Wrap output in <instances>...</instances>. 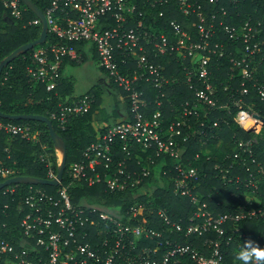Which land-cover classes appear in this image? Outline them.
Listing matches in <instances>:
<instances>
[{
    "label": "built area",
    "instance_id": "2783aa9c",
    "mask_svg": "<svg viewBox=\"0 0 264 264\" xmlns=\"http://www.w3.org/2000/svg\"><path fill=\"white\" fill-rule=\"evenodd\" d=\"M209 1L219 5V0ZM0 5L8 11L11 20L23 19L24 11L30 8L22 0H0ZM137 6V0H49L46 11L42 13L47 22V34L50 33L53 39L30 51L26 74L29 80L41 82L46 90L51 91L59 84L62 62L65 59L81 61L74 44L85 42L93 45L99 66L120 87L130 92L132 119L111 123L96 141L90 142L80 158L68 167L67 183L76 180L88 185L104 183L110 191L134 188L150 174L149 166L154 164V156L168 155L177 161L174 165L176 174L171 177L174 193L190 197L197 204L196 209L182 223L173 221L164 209L158 208L155 215L164 227L154 228L140 222L144 213L150 211V206L143 202L129 206L126 210L127 222H123L116 213L96 205H72L68 184H62V179L58 181L55 195L42 187L30 185L18 203L22 213L20 244L15 247L8 239L0 238V262L3 264H186L187 261L193 264H226L225 251L221 248L225 223L254 217L264 220V197L261 201L256 196V182L264 180V170L254 159L251 163L256 165V171L250 170L241 157L245 153L252 154L256 138L238 140L233 154L238 160L236 163L241 162L249 172L245 184L251 186L250 192L256 197L251 206L238 205L235 211L212 215L206 209V203L199 204L192 192L199 177L198 170L183 162L187 142L199 133L193 128L191 118L197 117L200 111L207 114L217 102L209 81L208 67L210 54L221 56L226 53L223 43L212 42L217 24L220 27L218 30L228 40L242 42V47L236 48L238 59L231 58L234 65L240 68L243 78L240 94L248 93L247 82L253 80L259 98L264 100V80L260 81L254 75V64H264V56L260 55L264 50V16L261 19L248 16L241 24L231 25L225 22L227 10L223 5L206 15L201 5L190 0H177L178 12L196 18L194 38L175 18L167 22L169 33L161 31L160 26L156 28L157 25L142 21L138 26H128ZM138 14L141 15L140 12ZM162 15L163 12H159V16ZM109 19H113L114 24L104 25ZM28 24L42 27L38 16L29 20ZM174 52L181 54V60L189 57L191 63L198 67L187 70L185 78L188 87L193 90L194 101L185 99L180 109L176 110L179 112L176 118L166 124L163 121L162 99L157 98L156 107L145 113L148 104L142 98V92L133 85L137 80H145L159 90L160 97H164L163 88L175 83L177 78L164 75V66L155 60ZM122 68L125 72L120 71ZM194 73L202 81L203 88L193 85ZM92 102L93 96L87 92L75 95L68 103L59 104L48 118L64 128L71 117L87 112ZM234 104L238 108L235 116L237 124L246 131H258V125L264 122L252 114L247 115L251 109L242 107V98L234 99ZM1 132L11 139L19 136L27 141L38 140L28 125L0 119ZM41 147L45 148L44 145ZM134 147L147 155L145 163L142 157L131 160ZM118 149L125 153V157L118 156ZM149 151H153L154 155ZM215 168L224 171L220 164H216ZM13 172L11 166L4 165L0 160V177H14ZM55 178L56 173L49 170L47 179ZM235 178L240 180L239 176ZM17 184L3 187V193L13 194ZM132 219H138V222L132 223ZM166 232L185 236H204L214 232L217 237H206L203 245L207 251H201L190 243L182 244L173 237L165 236ZM100 236V241H96ZM262 236L264 232L256 239L260 245ZM231 239V236L227 238L225 246L230 244ZM144 240H154L155 244H141Z\"/></svg>",
    "mask_w": 264,
    "mask_h": 264
},
{
    "label": "trees",
    "instance_id": "16d2710c",
    "mask_svg": "<svg viewBox=\"0 0 264 264\" xmlns=\"http://www.w3.org/2000/svg\"><path fill=\"white\" fill-rule=\"evenodd\" d=\"M39 10L46 11L49 0H30ZM197 5L202 6V10L208 15L212 9L223 5L227 10L225 22L231 25L241 24L248 16L253 19H261L264 16V0H219V5L211 3L209 0H190ZM153 0H137V10L132 21L128 26H138L139 22L146 24H155L161 31H170L167 22L170 18H175L178 22L189 30L195 38L194 16L186 17L177 11V0H162L151 3ZM23 4V3H22ZM25 6V5H24ZM141 13L139 15L138 13ZM159 12H163L159 16ZM35 13L30 8L24 11L23 19L11 20L8 11L0 5V62L9 54L22 45L37 39L41 32L40 25H30L28 21L35 18ZM114 24L113 19H109L104 25ZM217 31L212 42H221L224 45L226 53L223 55L210 54L209 61V81L213 87V96L216 97V106L209 108L207 114L199 112L197 117L191 118V124L198 130L185 146L184 161L190 166L195 167L199 172L195 187L192 188L193 194L199 200V204L206 203V209L211 211L212 215L235 211L238 205L251 206L245 199V193L250 192L251 186H246V178L249 172L245 166L233 157L236 151L237 141L246 140L254 136L253 132L246 131L240 127L236 120L237 106L234 99L242 98V107L251 109L264 118V100L259 98L253 80L247 82L248 93L240 94L243 78L240 68L235 66L231 58L238 59L236 48L242 47V42H233L221 33L217 24ZM53 37L47 34L45 42L34 46L33 48L20 53L11 60L0 73V113L4 114L0 119L17 124L28 125L32 134L37 137V141H27L16 136L7 137L0 133V160L6 166H11L14 170L12 176H26L36 179H47L49 170L57 173L58 158L55 145L49 136V129L45 122L34 119H11L10 115H40L49 117L50 113L55 111L59 104L68 103L74 95V83L70 77L61 76L57 87L51 91L41 82L29 80L26 74V66L29 62V53L32 49L48 44ZM85 42L76 43L75 48L78 52L82 51ZM92 46L93 59L99 62L95 48ZM84 53V52H83ZM260 55L264 56V50ZM181 54L174 52L156 58V62L164 66V75L175 76L177 81L163 88L164 97H160L159 90L152 83L145 80H137L134 88L142 92V98L148 104L145 113L151 112L156 107V99L163 101L164 117L163 121L167 124L174 120L178 115V108L181 103L188 99L194 101L193 90L185 82L186 72L189 69L198 67L191 63L189 57L181 60ZM254 63V62H253ZM99 64V63H98ZM133 65V64H131ZM100 69L103 70L101 67ZM254 75L260 81L264 80V64H254ZM196 70V69H195ZM125 72V68L120 69ZM196 72V71H195ZM111 85L118 91L120 99L115 101L111 110H105L102 107L103 92L101 84L90 88L87 93L93 96V102L90 109L80 115L71 117L64 128H60L52 121L53 128L64 143L65 149V170L63 172L62 184H68L67 169L70 164L77 161L84 148L93 141H96L102 135L108 126L117 122L122 108L125 111V118L120 121L132 119L130 112V92L120 87L109 76ZM193 85L203 88L202 81L198 79L196 73L192 76ZM157 95H159L157 97ZM202 123V124H201ZM264 131V123L261 126ZM258 137V135H257ZM219 144L222 151L221 158H216L213 153L204 151V145ZM44 145L43 149L41 146ZM7 148V151L5 150ZM153 154V151H149ZM41 155H44L43 158ZM154 155V154H153ZM120 158L125 157V153L119 151ZM140 156V157H139ZM146 154L140 153L137 147L133 148L132 161L141 158L146 162ZM242 159L250 170L256 171V165L251 163L254 159L264 170V138H256V143L252 146V154L249 156L243 154ZM177 161L168 156H154V164H150V174L144 181L134 187L123 191H110L104 183H95L88 185L84 181L76 180L68 184V195L72 205L88 206L96 205L102 209L112 211L119 215L123 222H127L126 210L136 202H143L150 206V211L144 213L140 222H146L154 228H163L164 225L155 215L158 208H162L173 221H186L187 217L196 209L197 204L191 201V198L185 195L174 193L171 177L176 174L174 165ZM216 164L224 169L215 168ZM225 173V176H222ZM239 176L240 180L236 181ZM6 180L0 177V183ZM258 185L256 196L259 200L264 197V180L256 182ZM30 185L44 188L47 192L55 195L56 186L48 184H29L18 183L16 191L13 194H4V188L0 189V238H6L18 247L22 239L20 220L22 213L18 209V203L26 193ZM150 221V223H149ZM132 223H137L138 219H132ZM221 248L225 251L226 264H235L234 253L244 238L252 237L257 239L264 232V220L262 217L244 218L237 222L228 221L224 225ZM234 229L236 231H234ZM165 236L173 237L182 244L190 243L201 251H207L203 245L206 237L216 238L214 232H209L204 236L189 235L182 233H165ZM231 236L230 244L225 246V241ZM98 237L96 241H100ZM264 246V237L260 238ZM94 242V240H93ZM141 244L153 246L154 240H144ZM163 247V246H162ZM163 248H161V251ZM122 261V260H121ZM120 261V262H121ZM3 264V262H0ZM186 264H193L187 261Z\"/></svg>",
    "mask_w": 264,
    "mask_h": 264
},
{
    "label": "rangeland",
    "instance_id": "374dc122",
    "mask_svg": "<svg viewBox=\"0 0 264 264\" xmlns=\"http://www.w3.org/2000/svg\"><path fill=\"white\" fill-rule=\"evenodd\" d=\"M64 69V76L70 77L74 83V95L84 94L90 88L95 87L97 89L98 84H101V88L104 90L103 92V103L102 107L105 110H109V108H113L115 101L120 99V95L118 91L111 85L109 81V77L107 73L103 72L100 69L98 63L95 62L93 59L92 53L90 52L89 55L83 60L81 63H72L66 65ZM238 114V110L236 112V116ZM119 121L122 120L121 118L118 119ZM261 124L258 125V131L253 132L254 138H264V131L261 130ZM258 135V137H257ZM204 151L207 153H213L216 155V158H221L222 151L220 150L219 144H211V145H204ZM62 157L61 148H57V158L58 162L60 163ZM245 199L248 200L250 203L256 201V197L252 192L245 193Z\"/></svg>",
    "mask_w": 264,
    "mask_h": 264
},
{
    "label": "water",
    "instance_id": "95a60500",
    "mask_svg": "<svg viewBox=\"0 0 264 264\" xmlns=\"http://www.w3.org/2000/svg\"><path fill=\"white\" fill-rule=\"evenodd\" d=\"M22 1L24 2V4L29 6L31 10L34 11L36 16H38L41 19V24H42L41 32H40V35L37 39L22 45L20 48L16 49L11 54L6 56L0 62V73L2 72L3 68L11 60H13L15 57H17L20 53H22L26 50H29L38 44L45 42L46 37H47V22H46L45 16L43 15L42 11L39 10L30 0H22ZM250 114H252V116L255 117L256 119L264 122V118L262 116H260L259 114L249 110L247 115H250ZM0 116L3 117L4 114L0 113ZM7 117H9L11 119H34V120H41V121L45 122L48 126L49 136H50L51 140L53 141L55 148H61L62 157H61V161H60L58 168H57V173H56L55 179L49 180V179H36V178L26 177V176H14V177L8 178V179L4 180L3 182H1L0 183V189H2L3 187H5L7 185L16 184V183L48 184V185H52V186H57L58 181H60L62 179L63 172L65 170V165H66L65 164V161H66L65 149H66V147H65L64 143L62 142V140L57 135L55 129L53 128L52 121L46 116L33 115V114H26V115L17 114V115H10Z\"/></svg>",
    "mask_w": 264,
    "mask_h": 264
},
{
    "label": "clouds",
    "instance_id": "9594fccd",
    "mask_svg": "<svg viewBox=\"0 0 264 264\" xmlns=\"http://www.w3.org/2000/svg\"><path fill=\"white\" fill-rule=\"evenodd\" d=\"M235 264H264V246L252 237L244 238L234 253Z\"/></svg>",
    "mask_w": 264,
    "mask_h": 264
},
{
    "label": "crops",
    "instance_id": "0c3cea01",
    "mask_svg": "<svg viewBox=\"0 0 264 264\" xmlns=\"http://www.w3.org/2000/svg\"><path fill=\"white\" fill-rule=\"evenodd\" d=\"M78 52V51H77ZM84 52V53H83ZM92 53V56H93V52H92V46L91 44L89 43H85L83 46H82V51L81 52H78L81 56V61L80 62H74V61H70V60H64L61 64V74L62 76H64V67H66V65H69V64H72V63H81L83 60H85V58L89 55V53ZM112 108H109V110H111ZM122 113L119 115V119H124L125 118V111H124V108H122ZM119 121V120H117ZM56 150V155H57V148H55Z\"/></svg>",
    "mask_w": 264,
    "mask_h": 264
}]
</instances>
